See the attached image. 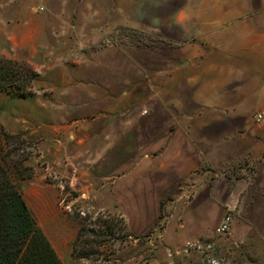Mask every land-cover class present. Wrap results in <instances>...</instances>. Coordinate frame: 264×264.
I'll return each mask as SVG.
<instances>
[{
    "label": "rangeland",
    "instance_id": "1",
    "mask_svg": "<svg viewBox=\"0 0 264 264\" xmlns=\"http://www.w3.org/2000/svg\"><path fill=\"white\" fill-rule=\"evenodd\" d=\"M34 1V21L51 24L34 31L41 52H33L32 66L40 75L30 90L32 99L0 98V128H5L3 122L10 127L17 115L30 120L50 117L52 122L60 117L58 121L68 125L63 139L70 144L81 139L78 146L69 145L70 151L81 149V155L72 159L78 168H69L67 175L47 168L46 158L37 157L38 142L29 135L32 125L25 123L19 134L26 141L27 164L36 157L45 168H37L34 179L21 181L24 195L39 183L53 190L71 217L74 212L88 217L90 228L118 223L115 238L102 237L100 254L85 258L87 264H264V236L255 235V187L244 192L238 187L247 176L255 177L254 163L177 168V163L169 162L157 168L159 161L171 160L169 153L162 159L163 151L179 149L182 166L191 160L184 156L192 153L190 143L219 142L245 132L238 121L223 122L210 138L197 133L196 142L191 141V122L210 111L236 120L264 121V108L210 109L199 101L181 100L187 94L218 95L209 69L222 63L218 48L203 44L198 30L182 37L173 27L181 0H64V5L61 0ZM50 6L57 11L49 12ZM50 62L54 71L64 73V83L114 84V104L99 103L95 92L44 91L59 77L50 76ZM250 79L240 77L238 82ZM162 90L164 101L159 96ZM38 98L55 100L56 108L38 107ZM257 114H262L260 121ZM108 118L115 123L113 143V136L110 141L105 137L111 128ZM100 126L104 132L96 134ZM108 142L110 165L104 158L95 159L98 145ZM140 162L144 169L129 182L126 172ZM101 191L109 207L99 201ZM227 217L229 229L218 231Z\"/></svg>",
    "mask_w": 264,
    "mask_h": 264
},
{
    "label": "crops",
    "instance_id": "2",
    "mask_svg": "<svg viewBox=\"0 0 264 264\" xmlns=\"http://www.w3.org/2000/svg\"><path fill=\"white\" fill-rule=\"evenodd\" d=\"M43 1L45 3L51 2V0ZM34 2V0H0V55L25 60L31 65H35L32 59L33 52L34 54L41 52L39 46L36 47L37 39L34 31L42 27H51L49 21L42 26L41 22L37 24L34 21L35 18L32 15L35 9ZM63 3L64 0H61V5ZM48 11H57V9L53 10L50 6ZM172 25L179 29L182 37H188L192 29L198 30L196 35L203 38L202 43L218 48L222 55V63L219 68L212 66L209 69V75L214 78L211 84H214V87L218 86L220 93L217 95L214 92L209 97L202 98L196 97L195 94H187L181 99L182 101L187 104L190 100L199 101L208 105L210 109L215 107L226 109L235 105L244 109L264 108V0H181L175 16L172 18ZM168 37L175 39L176 35L169 34ZM24 50L27 51V55H24V52H22L23 54L20 53ZM44 66L49 67L50 76H59L57 81H50L45 86L44 91L61 94L95 92L98 94L96 98L99 103H105L108 106L114 104L113 100L116 93L114 84H89L83 81H75L74 84L64 83V73L54 71L55 64L53 62L47 66L44 63ZM245 76L252 79L245 83L238 82V78ZM164 94V90L159 92L161 101H164ZM250 95H252L251 98ZM15 97L32 99L30 93L26 96H19L6 91L0 92V98L4 100ZM54 101L53 99H44L42 102L38 98L35 105L40 108L43 105L44 109L56 108L53 106ZM257 101L263 105H255ZM209 113L208 116L195 118L191 122L194 127L191 141L196 142L197 133L200 136L210 138L209 135L221 130L222 127H218V124L223 122L229 125L238 121V124L245 127V132L219 142H208L203 145L190 143L189 148L192 149V153L184 156L191 158V160L182 166L180 159L183 154L180 153L179 149L163 151L162 159L169 153L171 160L159 161L160 164L157 168L163 167L165 163L167 165L169 162L177 163V168H190L206 163L213 167L227 166L239 161L254 163L256 165H254L256 167L255 177L247 176L238 187L241 192L249 190L250 187H255V235L264 236V121L255 123L245 117L236 120L227 116H217L212 111ZM31 119L17 115L10 127L4 122L3 124L7 131L13 134H19L24 129L25 123L31 124L29 135L38 142L37 157L39 159L46 158L47 168H56L61 176L67 175L69 168H72L73 171L77 169L78 167L75 166L72 159L81 155V149L70 151L69 145L78 146L81 139L73 144L65 142L62 133L66 132L68 125L62 123L61 120L58 121L60 117L53 122L50 117L36 118L31 116ZM107 126L111 128L105 137L110 141V136H113L111 139L113 143L116 131L114 120L111 119L110 121L108 118ZM100 132H104L102 126L95 129L96 134H103ZM71 135L72 133H70V137ZM98 139L102 140L103 138ZM98 146L95 159L104 158L103 160L106 159L110 165L112 161L109 151L112 144L108 142ZM39 159L35 157L33 161L29 162V165L35 169L34 174L38 173L37 168H45L38 164ZM257 160L258 162L255 163ZM140 163L138 168H129L126 172L125 176L129 182L131 179L137 178L138 172L141 173L144 169L145 164ZM32 179H34V175L26 180ZM102 191L99 201L107 206L103 202L104 192ZM24 197L38 224L57 251L62 264H87V259L76 258L72 253L73 242L77 237L80 224L65 210L62 201L54 195L53 190L45 189L39 183H33ZM139 221H143L142 216H140ZM139 226L141 227V224Z\"/></svg>",
    "mask_w": 264,
    "mask_h": 264
},
{
    "label": "trees",
    "instance_id": "3",
    "mask_svg": "<svg viewBox=\"0 0 264 264\" xmlns=\"http://www.w3.org/2000/svg\"><path fill=\"white\" fill-rule=\"evenodd\" d=\"M38 76L39 73L27 61L0 55V92L26 96ZM25 143L22 134L0 128V264H62L23 195L21 181L34 174V169L27 164ZM72 217L80 224L73 242L72 253L76 258L100 254L102 237L115 238L116 221L90 228L88 217H83L80 212H74ZM96 243L98 247L94 246Z\"/></svg>",
    "mask_w": 264,
    "mask_h": 264
},
{
    "label": "built area",
    "instance_id": "4",
    "mask_svg": "<svg viewBox=\"0 0 264 264\" xmlns=\"http://www.w3.org/2000/svg\"><path fill=\"white\" fill-rule=\"evenodd\" d=\"M41 8H42V7H41ZM255 118H256L257 121H260L261 118H262V114H257V115L255 116ZM229 220H230V217H227V219H226L225 221H223V222L221 223V225L218 227V231H220V232H225V231H227V230L229 229V224H230Z\"/></svg>",
    "mask_w": 264,
    "mask_h": 264
}]
</instances>
